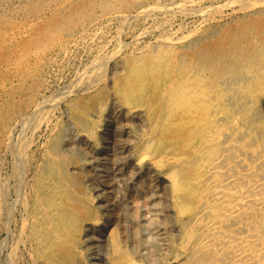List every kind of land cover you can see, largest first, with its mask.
Returning a JSON list of instances; mask_svg holds the SVG:
<instances>
[{
    "label": "bare ground",
    "instance_id": "obj_1",
    "mask_svg": "<svg viewBox=\"0 0 264 264\" xmlns=\"http://www.w3.org/2000/svg\"><path fill=\"white\" fill-rule=\"evenodd\" d=\"M79 2L0 69L1 262L264 264V0ZM80 51L69 83L35 86Z\"/></svg>",
    "mask_w": 264,
    "mask_h": 264
},
{
    "label": "rangeland",
    "instance_id": "obj_2",
    "mask_svg": "<svg viewBox=\"0 0 264 264\" xmlns=\"http://www.w3.org/2000/svg\"><path fill=\"white\" fill-rule=\"evenodd\" d=\"M69 1L71 2V1H76V0H65V1L64 0H0V69H2L3 65L8 63V61L10 59L9 56L11 55L10 52H11L12 48H14L16 46V42L17 43H18V41L26 42L28 40L27 38L29 37L30 33L32 32L31 30H33V29L35 31L36 30L43 31V25H44V29L47 26H49L51 24V22L53 21L54 17L56 16V13L59 11V9L62 8L63 4H65ZM79 1H81V2L76 3L77 5L78 4H84L87 2V0H79ZM48 19H49V21H48ZM50 20H51V22H50ZM157 21L158 20H155V23ZM153 22L154 21L152 20L151 23H153ZM44 23H46V24H44ZM27 34H29V35H27ZM154 37H155V34H152V33L145 34V35H143L141 43L142 44L149 43L150 41H152L154 39ZM16 38H17V40H16ZM7 55H9V56H7ZM83 55H85V56H83ZM73 56H70V58H67L69 56H66V59H65V61L67 60L66 62L63 61V57L57 58L55 56L54 58L50 59V62L47 63L46 65L44 64L40 68V70L38 71L39 77H38L37 84L35 83L36 84L35 86L38 85L40 88L46 90L48 93H51L53 90H55L54 87H56L55 85H57L58 82H59L58 83L59 85H62V84L64 85V83L65 84L69 83V81L76 76V73L79 70H81L82 68H84L85 63L87 64V62H88L87 61L88 55L86 54L85 51H80V53L78 54L76 59H75V56L74 57ZM81 56L83 58H81ZM79 59H82V61ZM67 64L68 65L70 64V65L67 66ZM76 65L80 69L77 68ZM71 66H72V69L70 68ZM72 71H74V72H72ZM60 76L61 77L63 76L64 79L63 78L60 79ZM66 77H67V79H66ZM10 80H14V83L12 86L9 83ZM47 80H48V83H47ZM0 81H2V82L7 81V85L9 87H13L17 83V80L15 77H13V74L12 75L10 73L7 74L6 71H3V72L0 71ZM45 83H46V85H45ZM25 92L26 91L23 90L20 93L24 94ZM26 99H27V97H25V96L18 97L17 99H15L17 102L14 103V106H11L9 108V111L11 113L10 115H12V117L15 116L17 113H20L21 111H25V109H26L25 106H26V101H27ZM12 117H11V119H8L10 121L9 125H11V123L13 122ZM2 128H4V127H3V124H1V122H0V129L2 130ZM69 130H71V129H69ZM69 130H67V140H69V138L73 135L72 133H74L73 129L71 130L73 132L70 131L71 133L68 132ZM47 132H48L47 129L43 128L42 131L38 134V136H36L34 138V143H35L34 145L36 148L38 146H41V143L46 138ZM5 140H6L5 134L0 133V146L1 147H3L2 143L5 144ZM16 141H18V140H16ZM7 159H8V161H7ZM5 162H6L5 165L7 166V168L5 169V172H10L13 168V166H12V155H11V157L9 155H7L5 157ZM137 182L139 184H137ZM137 182H134L132 184L133 194L136 195V196L133 195V197H137L136 198L137 200L139 199V201H137L136 199H135V201H133L135 203V208H137V207L139 208L143 205V203H145L144 199L142 200V196L145 194V190H144L145 184H146L145 179H143L141 181H137ZM140 183H142L143 185L141 186ZM135 187L137 190L135 189ZM143 190H144V192H142ZM133 197H132V200H134ZM3 232H5V233H3ZM6 233H7V231H5V230H2V232L0 233V243H1V245H5V247L3 246V248L0 247V262L1 261L7 262V260L9 259L8 258L9 257L8 251L10 250V245L12 243V240L9 237V235H6ZM5 237H6V241H5ZM1 239H2L3 243L1 241ZM1 249H3V250H1ZM7 255H8V257H7ZM5 257L7 258V260ZM4 260H6V261H4ZM4 264H6V263H4Z\"/></svg>",
    "mask_w": 264,
    "mask_h": 264
}]
</instances>
